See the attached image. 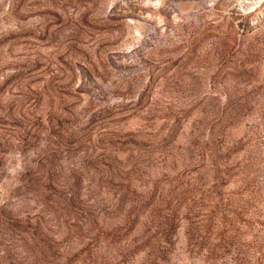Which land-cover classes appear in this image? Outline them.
<instances>
[{"label":"rangeland","instance_id":"374dc122","mask_svg":"<svg viewBox=\"0 0 264 264\" xmlns=\"http://www.w3.org/2000/svg\"><path fill=\"white\" fill-rule=\"evenodd\" d=\"M0 264H264V0H0Z\"/></svg>","mask_w":264,"mask_h":264}]
</instances>
